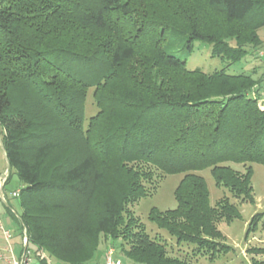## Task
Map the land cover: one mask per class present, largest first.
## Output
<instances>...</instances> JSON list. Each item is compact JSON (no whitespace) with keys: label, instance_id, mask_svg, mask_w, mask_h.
Masks as SVG:
<instances>
[{"label":"trees","instance_id":"16d2710c","mask_svg":"<svg viewBox=\"0 0 264 264\" xmlns=\"http://www.w3.org/2000/svg\"><path fill=\"white\" fill-rule=\"evenodd\" d=\"M263 27L264 0H0L3 191L15 192V172L21 213L6 209L27 249L46 256L36 264H96L109 239L136 264H195L171 256L129 208L175 174L177 208L152 209L149 220L193 256L231 249L219 224L240 219L239 208L229 198L212 207L199 173L255 203L264 84L189 70L181 50L206 42L229 67L261 46ZM90 90L98 112L86 124Z\"/></svg>","mask_w":264,"mask_h":264},{"label":"rangeland","instance_id":"374dc122","mask_svg":"<svg viewBox=\"0 0 264 264\" xmlns=\"http://www.w3.org/2000/svg\"><path fill=\"white\" fill-rule=\"evenodd\" d=\"M262 42L261 46L256 49L248 48L247 56L235 65L229 66L225 61L212 54V46L206 42L195 41L192 51L188 49L181 50L182 59H186L187 68L189 70H201L210 74L215 71L226 70L229 75H252L256 80L261 79L264 84V27L258 32ZM167 46V44H166ZM98 109L93 100V90L89 91L86 102V124L89 117L95 115ZM234 169L243 172V167L237 164H230ZM254 175L252 186L254 189L255 203L240 202L235 199L231 193L224 187H218L213 178L210 169H206L199 174L205 179L209 193L210 204L215 207L224 198H229L232 204H236L241 213V218L231 223L222 222L219 224V230L224 236L223 243L231 247L225 254L218 255L214 260H210L207 256H193V248L187 245H177L176 240L169 236L167 232L160 230L156 224L149 220V214L152 209L160 212L174 210L177 208L175 198L176 189L183 178L182 174L166 175L162 178L155 179L156 188L147 197L138 203L130 206V210L134 216L140 220L145 226L147 233L152 237H159L167 244L168 252L173 257L182 259H192L195 264H264V217L259 218L258 226L255 230L248 232V228L252 219L257 214L264 213V166L260 164L252 165ZM7 164L1 144L0 135V173L5 175ZM159 180V181H158ZM10 186L18 189L21 186L20 180L15 172H12ZM151 188V186H148ZM7 190L8 201L11 206L15 207L18 214L21 213L19 201L12 200ZM6 209L4 208V211ZM8 215V211L6 210ZM10 216V215H8ZM12 222L14 219L10 216ZM16 233H20L18 225H15ZM121 242H113L112 240H102L94 262L96 264H104L106 253L110 249H114L115 256L120 258L124 264H136L122 253ZM29 250L33 254V258L37 254L38 248L34 244L29 245ZM37 263L35 259L34 264ZM51 264H58L56 260L51 259Z\"/></svg>","mask_w":264,"mask_h":264},{"label":"crops","instance_id":"0c3cea01","mask_svg":"<svg viewBox=\"0 0 264 264\" xmlns=\"http://www.w3.org/2000/svg\"><path fill=\"white\" fill-rule=\"evenodd\" d=\"M4 157L6 160L5 153H4ZM6 164H7V160H6ZM2 174L3 173H0V182H2V180H3L4 175H2ZM3 187H4V185H3ZM3 187H2V185H0V191H1V189H3ZM20 187L18 189H15V191L19 190ZM11 188H13V187H11ZM9 191H11L10 188H9L8 192ZM3 194H4V191H3ZM9 196L12 200L17 201V199L12 197L11 193H9ZM7 198H8V196H7ZM7 204H10L8 199H6L5 196L3 198L0 195V219H1V223H2V226L6 230H9L12 232V237L9 241L5 240L2 233L0 232V264H4L6 260H9L11 258L12 259H19L22 255L23 249L25 247L24 243H23L24 239L22 238L21 233H16V230H15V225H17L16 221L14 220L12 222L10 216H8L10 214H8V215L6 214ZM11 207H12V212L14 214H18L15 207H13V206H11ZM4 208L6 209L5 211H4ZM114 256H115V253H114ZM115 258L117 260H120L122 262V264H124L123 261L119 257L117 258L115 256ZM58 264H61V263H58ZM104 264H105V261H104Z\"/></svg>","mask_w":264,"mask_h":264},{"label":"built area","instance_id":"2783aa9c","mask_svg":"<svg viewBox=\"0 0 264 264\" xmlns=\"http://www.w3.org/2000/svg\"><path fill=\"white\" fill-rule=\"evenodd\" d=\"M6 180H2V182H0V185H3L5 183ZM20 195V191L17 190L14 193H12V197L13 198H18ZM0 232L2 233L3 237L5 238V240L9 241L12 237V232L9 230H6L1 223V219H0ZM24 234H26V230H24ZM24 246L25 249L21 255V257L19 259H9L6 260L4 264H34L35 259H39L40 261L42 260H46V256L41 254L40 252L36 254L35 259L33 258V254L30 250L27 249V238H24ZM114 249H110L105 257V264H122V262L120 260H117L114 256Z\"/></svg>","mask_w":264,"mask_h":264},{"label":"water","instance_id":"95a60500","mask_svg":"<svg viewBox=\"0 0 264 264\" xmlns=\"http://www.w3.org/2000/svg\"><path fill=\"white\" fill-rule=\"evenodd\" d=\"M9 169H10V165H9V163L7 162V171H6L5 175L3 176V179H4V180H6L7 177H8V175H9ZM3 185H4V184H3ZM3 185H2V187H3ZM0 195H1V197L4 198L3 189H1V191H0ZM25 237H26V234H25ZM26 238H27V237H26Z\"/></svg>","mask_w":264,"mask_h":264}]
</instances>
